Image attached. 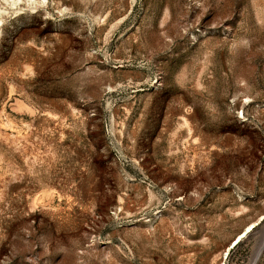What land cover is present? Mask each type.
Instances as JSON below:
<instances>
[{
    "label": "rangeland",
    "instance_id": "1",
    "mask_svg": "<svg viewBox=\"0 0 264 264\" xmlns=\"http://www.w3.org/2000/svg\"><path fill=\"white\" fill-rule=\"evenodd\" d=\"M32 1L0 0V264H264V0Z\"/></svg>",
    "mask_w": 264,
    "mask_h": 264
},
{
    "label": "bare ground",
    "instance_id": "2",
    "mask_svg": "<svg viewBox=\"0 0 264 264\" xmlns=\"http://www.w3.org/2000/svg\"><path fill=\"white\" fill-rule=\"evenodd\" d=\"M18 1H20V0H6L7 5L9 6V9H10V12L8 11V13L14 12L13 9H15V6L18 4ZM30 2H33V1L30 0ZM11 19H12V18H11ZM0 21H1V18H0ZM256 222H257V221H256V219H255L254 221L248 223V224L244 227V229L239 233V236L236 238L235 241H237L238 239H240L241 236H243L244 234H246V232H247L248 230H250V229L254 226V224H255ZM233 241H234V240H233ZM235 241H234V242H235ZM234 242H233V243H234ZM224 253H226V252L224 251Z\"/></svg>",
    "mask_w": 264,
    "mask_h": 264
}]
</instances>
